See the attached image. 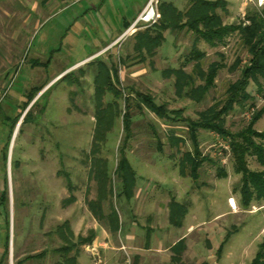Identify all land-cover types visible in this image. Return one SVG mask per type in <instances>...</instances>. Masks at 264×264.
I'll return each instance as SVG.
<instances>
[{
  "label": "rangeland",
  "instance_id": "374dc122",
  "mask_svg": "<svg viewBox=\"0 0 264 264\" xmlns=\"http://www.w3.org/2000/svg\"><path fill=\"white\" fill-rule=\"evenodd\" d=\"M147 1L53 0L42 12L41 26L32 33L25 32L20 38L21 64L14 80L9 82L0 107V217L6 235L10 228L17 242L19 239L24 240L26 255L46 250L45 258L32 261L31 264H56L63 261V257L54 250L65 245L57 233V229L65 223L70 225L73 243H77L79 237H90L91 233L95 235L92 244L78 246L70 256L78 252L82 264H99L94 249L97 233L92 226L98 223L108 230L109 223L106 220L99 222L89 208L90 203L97 201L100 188L92 173L95 156L104 160L101 167L107 163L111 177L110 188H113V194L108 195L103 202L104 212L107 215L116 209L123 228V233L112 232L110 237L100 241L108 243V248H123V245L126 246L125 229L133 226V223L139 225L138 235H135L132 242L135 249L126 246V251H122L119 259H113V251L104 255L100 249L99 257L105 261L113 260L116 264H126L127 260H130L127 264H178L171 260L174 253L167 251L174 240L170 238L167 242L165 238L166 220L159 219L155 226L144 215L145 206H142V216L138 217L134 213L137 211L136 205L124 196H118L120 184L115 171L119 164V149L125 140V97L119 100L121 117L115 120L105 141L99 145L97 155L93 154L96 148L99 61H104L109 68L118 71L117 86L124 95L140 92L152 96L158 104H166L170 110L184 109V118L194 120L198 118L199 112L226 98L229 85L240 78L241 70L248 63L250 55L237 33L227 37L225 43L216 48L205 45V68L211 62H220L222 59L225 68L219 71L215 86L202 103L195 105L187 99H178L174 78L163 77L162 72L183 65L195 38L192 32L185 29L165 33L167 40L157 49L154 58H147L141 63L138 53L134 51L135 36L147 31V28L123 40H115L125 30V23L132 22ZM187 1L175 0L180 6L186 5ZM223 1L227 4L226 13L219 11V15L226 25L248 24L246 18L249 13L264 10V7L257 8L245 0ZM158 2L160 12L161 5L169 0ZM143 10H140L139 15ZM159 22L155 25H159ZM151 28L154 29L153 26ZM33 59L41 64L35 68V72H30ZM237 59L242 64L239 69L232 71L231 66ZM192 66L193 63L187 67V72L191 71ZM201 83L197 80V85ZM249 92L256 96L255 107L247 105L243 109L236 108L226 119V127L233 133L249 124L251 119L246 113L252 110L255 112L264 106V95L257 92L254 84L249 87ZM29 93L38 95L26 108ZM17 101L22 102V118L18 127L15 126L12 131L14 123L6 119L18 115L15 111L17 106H14ZM112 101L113 95L107 92L104 102ZM132 106L133 133L126 145V156L137 174V194L146 196L144 189L149 188L147 197L157 199L155 206L165 205L169 194L175 195L179 188L177 182H182L177 175L180 155L170 146L168 135L174 131L188 138L186 123L181 120L174 127H168L147 109L141 110L135 104ZM29 110L30 114L24 119ZM255 128L264 131V116ZM200 134L203 155L209 156L214 163L206 162L203 165L200 181L189 190L186 199H195V212L209 221L224 207L222 199L226 198L225 192L239 195L240 176L235 173L231 152L226 149L229 141L214 132L201 131ZM158 143L162 144V149L158 148ZM188 149H192L190 141L181 147V152ZM248 162L251 169L264 170L255 158L249 157ZM220 167L225 168L230 177L219 178ZM180 185L181 188H189L186 183ZM185 190L182 191L183 195ZM3 194H6V200L1 201ZM233 205L236 206L235 201ZM235 208L237 214L219 221L220 226L226 230L223 239L218 236L213 241L209 240L204 233L197 234V230L191 234L180 264L253 262L264 234V229L259 232L264 217V200L253 201L248 209L239 201ZM250 213L259 214L249 216ZM146 226H154L155 229L149 241L144 230ZM170 230L176 235L183 232L172 227ZM225 237L228 240L220 251ZM146 246L148 251L145 250ZM87 248L90 253H86ZM124 252H128L129 256Z\"/></svg>",
  "mask_w": 264,
  "mask_h": 264
},
{
  "label": "trees",
  "instance_id": "16d2710c",
  "mask_svg": "<svg viewBox=\"0 0 264 264\" xmlns=\"http://www.w3.org/2000/svg\"><path fill=\"white\" fill-rule=\"evenodd\" d=\"M190 7L186 12L180 11L173 3L164 2L161 5V21L159 25L147 28V31L136 34V44L134 51L140 57V63L152 59L157 53V49L162 47L166 41L165 33L168 31L188 30L195 35L190 53L183 64L178 69H167L163 71L166 78L173 77L175 80V94L178 98H187L195 103H202L207 97L209 91L215 86V80L219 71L225 68L223 59L220 62H211L207 68L204 61L207 54L198 48L200 41H205L212 48L220 44H224L227 37L237 33L244 47L250 55L246 66L241 70L240 78L230 84L226 91V98L223 101L216 102L208 109L199 112L198 118L192 120L184 118V110H170L166 104H158L152 96L135 92L124 95L118 88L117 82L118 71L109 68L106 64L99 61L100 72L97 79L96 88V130L93 154L97 155L99 145L105 141L107 133L112 130L115 120L121 117V105L119 100L125 97L126 112L123 116V131L125 140L123 146L119 149V164L115 171L120 184L118 196L131 200L135 195L137 187V174L133 169L130 161L126 156V145L132 137L133 104L139 109H147L155 114L163 121L176 122L182 120L188 127V139L192 142L193 150L191 152H181L182 145L185 144L183 137H177L176 132H171L169 143L172 148L177 150V154H181L180 168L183 175H188L197 181L200 177L199 171L206 162L214 163L209 156H204L200 149L199 131L206 130L217 133L229 141L231 154L233 157L235 171L242 175L239 191L241 195V205L248 209L254 200H264V171H251L248 165V157L255 156L257 161L264 166V131L258 132L255 125L264 115V106L260 110H255L249 124L242 130L233 133L226 127V119L230 113L236 108H245L247 105L255 107L256 96L249 92V87L254 84L257 92L264 95V10L261 12L249 13L246 20L248 24H239L238 26L226 25L223 18L219 15V11L226 13V2L223 0H190ZM193 63V71L187 72L185 68ZM242 64L240 59L231 66L232 71L239 69ZM197 80L202 83L197 85ZM39 89L37 93L40 91ZM109 92L113 95L114 101L110 103L104 102L105 94ZM29 102L26 108L34 100L35 93L29 95ZM29 110L24 119L30 114ZM22 115L14 121L12 131L16 122ZM12 136V134H11ZM11 139V137H10ZM9 139V141H10ZM10 144V142H9ZM162 144L158 143V148L162 149ZM174 156V155H172ZM95 167L92 171L97 183L99 196L96 202L90 203L89 208L94 217L99 222L108 221L111 232L116 233L120 230L121 220L119 213L113 209L110 214H105L103 202L107 200L108 195L113 194V188H110L111 177L107 163L100 166L104 161L102 158L95 156L93 158ZM220 178L227 177L224 168L218 169ZM188 171H190L188 173ZM117 197V194H116ZM6 200V194H3L1 201ZM170 221L174 226H180L184 217L188 212V208L184 204L172 200L169 204ZM57 233L65 242V245L54 251L63 257V261L56 264H78L76 256H70L71 252L81 245H90L94 240V233L91 236L79 237L77 243H73L71 237H74L69 223L57 229ZM229 237V236H228ZM227 237V238H228ZM226 238V241L228 240ZM220 247L222 250L224 244ZM175 256L174 263H181V255L185 250V241L182 240L172 248ZM9 253V241L5 244L6 257ZM45 256V252L33 256H28L25 261L31 259H40ZM251 264H264V239L259 246V251Z\"/></svg>",
  "mask_w": 264,
  "mask_h": 264
},
{
  "label": "crops",
  "instance_id": "0c3cea01",
  "mask_svg": "<svg viewBox=\"0 0 264 264\" xmlns=\"http://www.w3.org/2000/svg\"><path fill=\"white\" fill-rule=\"evenodd\" d=\"M149 1L150 0H148L146 3L143 4L142 7H140V9L137 13V16L134 18V20L132 22H126L125 23V25H126L125 30L115 40H123L124 34L128 31V29L131 27V25L138 18L140 10H143V8L146 6V4ZM209 1H215V0H209ZM52 3H53V0H0V107H1V102H2L1 100L3 99L7 89L9 87V82L14 80L15 74L19 68V64H21L22 52L19 51V48H21L20 44H19L20 38L22 37V35L25 32H27V33L31 32L32 33L33 31L37 30L41 26L42 12L44 11V9L47 6L51 5ZM169 3H173L182 12H186L188 10V8L190 7V4H191L190 0L187 1V4L184 6H180V4L179 3L177 4L175 2V0H169ZM168 32L171 33L172 31H168ZM168 32H166V33H168ZM126 37H128V36H126ZM126 37H124V38H126ZM192 45H193V43H192ZM205 45H208V44L205 41H200L198 43L199 50L205 52L203 50ZM208 47L212 48L209 45H208ZM101 62L106 64L104 61H101ZM185 62H183V64H185ZM30 64L32 67L30 69V72H35L34 71L35 68H37L38 65L41 63L37 62V60L33 59ZM188 66H190V64ZM187 67L185 68L186 71L188 69ZM170 69H178V68L175 67V68H170ZM192 71H193V66H192L191 71H189V73H191ZM162 75H163V72H162ZM163 77H165V76L163 75ZM169 79H173V77H170ZM174 87H175V80H174ZM34 90H35V88L32 89V92ZM20 95L25 96L24 94L23 95L20 94ZM29 95H31V93H29ZM37 95H35V96H37ZM178 99H180V98H178ZM182 99H187V98H182ZM187 100H189V99H187ZM189 101H191V100H189ZM191 102L194 103L195 105L198 104V103H195L193 101H191ZM21 105H22V102H20V101L16 102V104L14 106H17V110H15V111L17 112L18 115L15 116L14 118L8 117L6 119L8 122L13 121V123H14V121L18 118V116L21 115V112H22L20 109ZM177 110H184V109H177ZM183 117H184V112H183ZM21 118L16 122V125H15L16 127H18V125L20 124ZM194 120H196V119H194ZM180 121L181 120L178 119V121H176V122H169V121H163V122H165L166 125H169L168 127H174ZM186 129L188 132L187 125H186ZM201 131L205 132L206 130H200L198 133L199 142H200V149H201V140L200 139L202 136V134H200ZM257 131L262 132L260 130H257ZM171 132H173V131H171ZM208 132H210V131H208ZM170 134L168 135V141H169ZM176 136L177 137H183L185 139V144L182 146H185L188 143V141H190L184 135H179L176 133ZM191 144H192V142H191ZM192 150H193V145H192L191 150L188 149L186 151H182V153L191 152ZM172 155H174V154H172ZM179 155H180V158H179L178 171H177L178 179L180 181H182V182H180V184L182 183L184 185L186 183L189 185L188 186L189 188H181V185L179 184V182H177V184L179 185V188H177V190L175 191L176 192L175 195L169 194L170 196H169V199L167 200L166 204L164 205V204L160 203L161 205L157 206V207L155 206L157 199H154V198L150 199V196L147 197V195L149 194V188L144 189L146 191V193H145L146 196H140L139 194H137V190L139 188H136L134 197L131 200H128L131 204L136 205L137 211L134 213L138 217L142 216V213L144 211L142 206H145V209H146L145 213L146 214H144V215H146L148 217L147 220L154 222L155 226H157V221L159 219L162 218V219L166 220L167 226L165 227L166 228L165 238H166L167 242L170 241V238H172L174 240V242L168 247L167 251H172V252H173L172 248L182 240L185 241V249H186L187 244L189 245V241H190L189 237L191 236L192 233L195 232V230L199 231V233H197V234L204 233L205 235L208 236L207 238L209 240L211 239L212 241L214 240V238L216 239V237H218V236L221 239H223V237L225 236L224 233L226 230H225L224 226H222V225L220 226L219 221H221L224 218L227 219L228 217H233L235 214H237V212H236L237 210L235 207L238 206L239 201L241 203L240 191H239L240 196L229 193V192H225L226 198L222 199L225 204H224V207L221 209L220 213H217L216 215H214V217L209 219V221H205L207 219L201 218V216L197 215V213L195 212L196 205H197L195 199H192V200L186 199L187 198L186 194L189 193V190H191V188H193V186H196V184H198V182L200 181V178H201L200 171H199L200 177L197 181H195L190 176V173H189L190 171H188V173H189L188 175H183L181 172V168H180V159H181L182 155L181 154H179ZM172 157H174V156H172ZM250 157L255 158L257 164H259L261 167H264L257 161L255 156H250ZM248 165H249V162H248ZM249 168H250V166H249ZM250 170L254 171V172L264 171L261 169L258 170V169H251V168H250ZM225 171H226V169H225ZM226 173H227V177H223L222 179H227L228 177H230V174H228V171H226ZM235 173L240 176V181H239V186H240L242 175L238 174L236 171H235ZM137 187H138V185H137ZM183 189H186L184 192V195L182 193ZM217 199H218V202L220 204L221 202H220V199L218 196H217ZM172 200H176V202H178L180 204H184L188 208V212H187L186 216L184 217L182 224L180 226H174L171 224V221H170L169 204L171 203ZM231 200H232V203L230 202ZM233 201H235L236 206L233 205ZM254 201L258 202V200H254ZM131 210H132V208H131ZM259 213H250L249 216H256ZM203 219H204V221H202ZM261 222H262V224H261V228H260L259 232L264 229L263 228L264 217H262ZM132 225L133 226H130L129 228L125 229V231H126V233H125L126 246L128 249L134 248V247H132V242H133V239L135 238V235H138V226L139 225H137L136 223H133ZM4 226L5 225L2 223V219L0 217V264H31L32 261L39 260V259H31V260L25 261L26 257L37 255V254L26 255V253H25L26 250L24 247V240L22 241L19 239V241L17 242L15 240V235L13 234V236H12L10 228H8L9 231L7 232V235H6L5 230L3 229ZM171 227L178 230V231H183V232H180V234L176 235V234H174V232H172V230H170ZM155 228H157V227H155ZM184 228H186L185 231H184ZM92 229H94V231L97 233V245L94 246V249L97 252L96 257H98V259H99V264H116L113 260H112V262L109 259L108 260L106 259V261H105V259L102 260L99 257L100 249L103 251L104 255L111 253L110 251H113V259H114V257L119 259V256L122 255V251H126V246L123 245V248H121V247H110V248H108V243H106L104 241L101 242L100 240H105L111 236L112 232H111L110 228L107 230L103 226L99 225L98 223H95V225L92 226ZM122 229L123 228H122V224H121L120 230L116 233H113V234H117L120 232L123 233ZM139 230H141V227H139ZM144 230L147 232L146 238L148 239V241L152 240V239H150L151 238L150 236H151L152 232L154 233V230H155L154 226H152V227L146 226L144 228ZM74 233L76 236H79V235H77V233L75 231H74ZM12 237H13V239H12ZM226 237H227V235H226ZM263 239H264V234H263ZM263 239L259 243V246L263 242ZM225 240L223 241V243H225ZM7 241H9V253L6 257H4L5 244L7 243ZM145 248H146L145 250L148 251L147 246ZM89 251L90 250L87 248L86 253H88ZM43 252H45V256L40 258V259L45 258L47 255L46 250ZM43 252H41V253H43ZM41 253H39V254H41ZM77 253L78 252H76V254L73 256L77 257L78 264H82L79 261L80 257ZM124 253L126 254V256H129V254H127L128 252L127 253L124 252ZM174 256H175V254H174ZM173 257L171 258L172 261H173ZM125 262L127 264L130 262V260H127ZM118 264H122V263L119 262Z\"/></svg>",
  "mask_w": 264,
  "mask_h": 264
},
{
  "label": "built area",
  "instance_id": "2783aa9c",
  "mask_svg": "<svg viewBox=\"0 0 264 264\" xmlns=\"http://www.w3.org/2000/svg\"><path fill=\"white\" fill-rule=\"evenodd\" d=\"M246 2L253 3L257 8L264 7V0H245ZM158 0H150L146 5L142 13L138 16L135 22L131 25L128 31L124 34L123 38L126 36H131L139 30H143L149 27L158 24L160 19L159 12V4ZM254 114V110L249 113H246V116L251 119ZM226 149H229L231 152V148L228 145ZM232 203V200L230 201Z\"/></svg>",
  "mask_w": 264,
  "mask_h": 264
}]
</instances>
